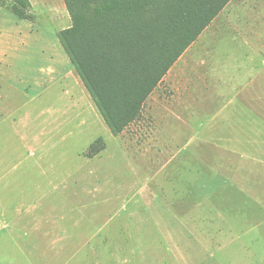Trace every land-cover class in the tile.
<instances>
[{
  "label": "rangeland",
  "instance_id": "374dc122",
  "mask_svg": "<svg viewBox=\"0 0 264 264\" xmlns=\"http://www.w3.org/2000/svg\"><path fill=\"white\" fill-rule=\"evenodd\" d=\"M29 2L30 18L0 3V264H264V216H241L259 222L251 233L219 232L221 218L202 216L240 194L221 166L223 122L207 124L221 97L194 103L185 122L189 56L206 63L213 43L230 42L214 33L264 39V0H232L117 135L60 40L71 25L63 0ZM218 51L238 64L234 48ZM253 58L259 66L264 50ZM240 59L253 64L247 50ZM221 75L227 83L215 64Z\"/></svg>",
  "mask_w": 264,
  "mask_h": 264
},
{
  "label": "trees",
  "instance_id": "16d2710c",
  "mask_svg": "<svg viewBox=\"0 0 264 264\" xmlns=\"http://www.w3.org/2000/svg\"><path fill=\"white\" fill-rule=\"evenodd\" d=\"M9 1L13 14L30 18L29 0ZM229 1L63 0L71 25L60 40L112 134L140 116L151 91Z\"/></svg>",
  "mask_w": 264,
  "mask_h": 264
},
{
  "label": "crops",
  "instance_id": "0c3cea01",
  "mask_svg": "<svg viewBox=\"0 0 264 264\" xmlns=\"http://www.w3.org/2000/svg\"><path fill=\"white\" fill-rule=\"evenodd\" d=\"M231 1L232 0H230L224 8H226ZM262 8L264 7L260 9ZM259 12L262 13L263 11ZM259 18L262 19V16ZM233 20L235 21L236 19ZM211 23L209 25H211ZM211 36L212 40H230V42L213 43L215 46L208 50L212 59L207 60L206 63L203 61L199 65L198 60L194 59L193 55L189 56V60L186 61V87L188 90L186 94L185 122L186 127L189 129L192 125V118L194 115L193 107L195 104H200L203 100L205 103L209 101L212 102L215 95L221 97L217 113L210 116L207 124L209 127H213V122L215 120L223 122V144L220 148L224 155L222 156L223 162L221 166L226 174L224 176L225 181H229L236 186L239 184L240 188L238 186L237 188L240 189V194L236 193L232 198L230 196H225L226 203L222 205L219 204L217 211L213 210L214 213L211 212L212 214H208V211H203L202 216L217 215L221 218L218 227H216V230L219 232L251 233L256 229L257 223L259 222L256 224H247V222L241 219V216H264V189L260 195H253L257 187L256 185L264 184V58L259 62V66L254 64L255 58H253L254 56L261 55V50H264V39L261 32L257 31V29L249 34V41L245 43L241 42L246 40L247 37L240 33H214ZM196 40L193 41L186 50L194 44ZM223 45L230 46L240 53L236 61L238 63L236 66L228 67L222 64L223 62L217 60H220L221 57L224 58L218 54V47ZM245 50L249 52V60L253 63L252 65H247L240 59V57L244 55ZM180 56H182V54ZM215 64L219 65L220 73H229V81L227 83L224 82L226 78L223 79L222 75L216 79L213 77ZM199 67L200 70L198 69ZM171 68L172 67H170V69ZM227 68H231V70ZM238 79L239 84L235 85ZM190 84L192 86H188ZM230 85L233 87L232 89ZM189 87H192V91L189 90ZM244 88L249 89L250 92L244 93ZM210 92L215 95H210ZM240 93L243 95V99L239 100L240 103L232 110L228 109L230 108L229 106H234L233 104L239 99L238 95ZM246 94H248V96ZM2 119L3 118L0 116V124ZM211 135H213V131H211ZM189 145L190 142L187 137L185 145L187 152ZM27 146L29 147L26 148V151L32 144ZM242 182L247 184L245 188L247 191L243 189L244 187L241 188ZM253 184L256 185L254 186ZM231 199L234 202H232ZM231 205L233 206L232 208H230ZM187 207L189 209L190 202L187 203ZM237 226L242 227L239 228ZM210 228L211 230H215L213 227Z\"/></svg>",
  "mask_w": 264,
  "mask_h": 264
}]
</instances>
